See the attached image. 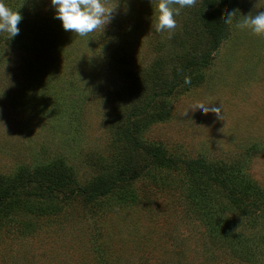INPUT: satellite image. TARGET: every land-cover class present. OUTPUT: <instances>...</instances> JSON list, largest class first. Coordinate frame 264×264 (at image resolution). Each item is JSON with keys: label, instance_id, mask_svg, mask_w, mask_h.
I'll list each match as a JSON object with an SVG mask.
<instances>
[{"label": "rangeland", "instance_id": "obj_1", "mask_svg": "<svg viewBox=\"0 0 264 264\" xmlns=\"http://www.w3.org/2000/svg\"><path fill=\"white\" fill-rule=\"evenodd\" d=\"M200 1L157 33L159 0H103L109 22L78 36L62 29L50 0H3L22 19L15 37L0 32V192L54 166L63 177L56 199L23 196L0 216V264H264V215L252 227L224 191L183 164L150 167L93 203L79 195L115 172L120 152L145 163L122 136L134 85H146L158 65L171 78ZM218 8L230 28L210 65L165 100V120H137L136 135L174 159L206 162L214 175H240L245 199L252 188L263 197L264 34L235 25L264 11V0ZM208 106L220 107L221 119L201 113Z\"/></svg>", "mask_w": 264, "mask_h": 264}, {"label": "trees", "instance_id": "obj_2", "mask_svg": "<svg viewBox=\"0 0 264 264\" xmlns=\"http://www.w3.org/2000/svg\"><path fill=\"white\" fill-rule=\"evenodd\" d=\"M221 1L226 2L227 0H201L193 8L192 26L187 23L184 26V35L188 37L186 41L189 47H185L180 42L177 43L187 53L180 55L179 65L172 71L171 78L167 79L169 71L158 69L160 67L158 65V68L153 66L150 71L145 73L146 85H134L135 112L127 115L128 126L123 128L122 136L129 150L140 151L145 155V163H141L139 157L132 155L129 151L120 152L115 172L104 173L89 188L79 189V195L87 203L106 198L120 188L130 187L132 182L142 178V175L150 167L172 168L183 164L182 166L191 170L192 173L203 174L207 183L212 182L217 185L219 190L224 191L229 203L234 208L239 210L241 214L251 217L252 227H255L257 219L264 215V196L259 197L255 188H252V199H245L243 195L237 193L240 175L235 176L233 173L223 175L221 172L214 175L213 173L216 172L206 162L202 160L188 162L174 159L159 148L145 146L136 135L138 134L135 125L137 120L143 117L150 118L153 122L165 120L168 116L165 100L172 96L178 88L187 84L188 75L193 70L210 65L213 55L227 37L230 28V25L224 21L226 15L222 18L223 14L218 8ZM201 47L204 48L202 52L194 53L201 50ZM189 48L192 49V52ZM62 177L60 167L54 166L43 176H39L37 179L39 181H34L29 175L17 183L8 184L0 192V216L7 214L6 212L12 208L13 202H25L23 196L47 200L56 199L60 190L55 184L60 183ZM30 185L33 186V191H30ZM73 194L75 195V192ZM253 198H257L259 202L257 203V199L253 200Z\"/></svg>", "mask_w": 264, "mask_h": 264}, {"label": "clouds", "instance_id": "obj_3", "mask_svg": "<svg viewBox=\"0 0 264 264\" xmlns=\"http://www.w3.org/2000/svg\"><path fill=\"white\" fill-rule=\"evenodd\" d=\"M194 0H159L157 4V22L155 31H171L176 27L175 17L180 10L191 7ZM54 9V18L61 22L62 29L71 31L78 36H85L110 20L111 11L107 9L103 0H50ZM229 13L228 20L232 17ZM22 17L17 11H12L3 0H0V32L7 33L11 38L19 33L17 27ZM236 28L249 29L253 34H264V11L255 15L244 16L242 21H237ZM187 83V81H186ZM214 113L221 119L220 107H203L201 113Z\"/></svg>", "mask_w": 264, "mask_h": 264}]
</instances>
